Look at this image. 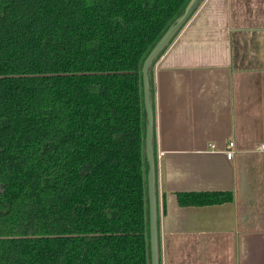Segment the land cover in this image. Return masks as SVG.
Segmentation results:
<instances>
[{
    "label": "trees",
    "instance_id": "16d2710c",
    "mask_svg": "<svg viewBox=\"0 0 264 264\" xmlns=\"http://www.w3.org/2000/svg\"><path fill=\"white\" fill-rule=\"evenodd\" d=\"M188 1L0 0V264H150L141 67Z\"/></svg>",
    "mask_w": 264,
    "mask_h": 264
},
{
    "label": "crops",
    "instance_id": "0c3cea01",
    "mask_svg": "<svg viewBox=\"0 0 264 264\" xmlns=\"http://www.w3.org/2000/svg\"><path fill=\"white\" fill-rule=\"evenodd\" d=\"M155 61L158 264H264V0H200ZM200 191L232 198L178 205Z\"/></svg>",
    "mask_w": 264,
    "mask_h": 264
},
{
    "label": "water",
    "instance_id": "95a60500",
    "mask_svg": "<svg viewBox=\"0 0 264 264\" xmlns=\"http://www.w3.org/2000/svg\"><path fill=\"white\" fill-rule=\"evenodd\" d=\"M200 0H189L184 7V12L177 17V19L170 24L166 31L156 41L154 46L150 49L148 54L144 58V62L141 67L142 77V94H143V107L146 112V130L144 136V154L148 163L147 169V191H148V207H149V256L150 264H158L157 256V240H156V207H155V191H154V158H153V142H152V93L150 91V73L149 67L152 65L153 59L161 52V49L165 47L170 38L177 32L179 27L187 20V18L193 13V8L198 4Z\"/></svg>",
    "mask_w": 264,
    "mask_h": 264
},
{
    "label": "built area",
    "instance_id": "2783aa9c",
    "mask_svg": "<svg viewBox=\"0 0 264 264\" xmlns=\"http://www.w3.org/2000/svg\"><path fill=\"white\" fill-rule=\"evenodd\" d=\"M253 150L258 153L264 152V141L259 142L253 146ZM224 155L230 159L235 152V143L233 140H230L227 147L223 150Z\"/></svg>",
    "mask_w": 264,
    "mask_h": 264
}]
</instances>
